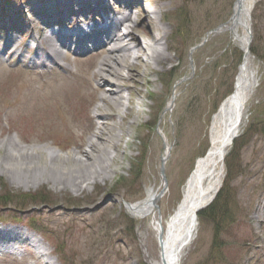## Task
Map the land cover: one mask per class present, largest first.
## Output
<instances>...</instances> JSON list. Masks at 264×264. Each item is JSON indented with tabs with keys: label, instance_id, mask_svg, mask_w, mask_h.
<instances>
[{
	"label": "rangeland",
	"instance_id": "rangeland-1",
	"mask_svg": "<svg viewBox=\"0 0 264 264\" xmlns=\"http://www.w3.org/2000/svg\"><path fill=\"white\" fill-rule=\"evenodd\" d=\"M29 1L0 0V21L18 25V35L24 33L22 13ZM236 2L143 0L147 10H160L159 17L150 15L143 26L148 35L162 37L165 58L158 63L130 60L135 65L131 74L141 76L133 80L128 69L121 70L118 109L109 100L112 87L98 74L109 55L105 49L82 56L65 51L62 67L32 64L35 51H26L24 60L13 57L7 62L0 56V164L6 151L17 146L49 157L72 154L91 165L90 139L108 149L104 141L109 134H122L120 142L113 141L116 148L107 151L117 155L112 167L116 174L85 189L75 175L66 176L69 170L63 172L77 166L69 161L56 171L40 158L35 168L0 174V201L8 203L0 206V222L24 226L49 253L41 256L30 242L20 248L26 250L25 258L0 253V264H157L160 247L154 225L167 220L180 204L187 179L210 149L212 120L233 93L243 62L244 52L232 34H216L232 18ZM251 16L259 85L247 125L224 164L227 221L217 228L200 217V235L183 264H264V0L255 4ZM145 17L139 13V20ZM140 26L134 40L128 39L136 51L142 47ZM1 36L0 48L6 39ZM196 45L201 46L192 52ZM173 96V108L165 113ZM166 140L173 149L165 166L166 195L155 217L134 218L126 204L143 201L148 190L164 186ZM97 150L95 146L90 153ZM78 169L82 175L91 171Z\"/></svg>",
	"mask_w": 264,
	"mask_h": 264
},
{
	"label": "bare ground",
	"instance_id": "bare-ground-1",
	"mask_svg": "<svg viewBox=\"0 0 264 264\" xmlns=\"http://www.w3.org/2000/svg\"><path fill=\"white\" fill-rule=\"evenodd\" d=\"M54 1L31 0L25 4L28 11L22 13L24 16L26 15V26H24L26 30L24 35L37 43V55L39 56L41 53L44 55L43 58L40 59L37 57L32 59L31 62L43 66L47 63L60 64L61 49L58 47L52 48L49 44L56 36L52 34L48 35L49 33L46 31L52 26L55 28L58 26L57 24L62 23L68 26L76 25V29L81 28L83 30L89 21L93 22L95 19L98 20L99 22H96L95 25L98 27L97 38L94 41L91 40L90 42L91 34L89 32L80 34L81 36L65 33L58 35V38L63 40L64 46L62 48H68L71 51L79 50V47L82 45L83 49H91L94 46L107 47L109 55L102 61L98 74L106 84L108 83L112 87L109 100L118 109L121 105L122 98L119 95L121 87L116 81H118L121 70L124 68L128 69L127 76L133 80L135 77L139 78L141 76L137 71H134V75L131 74L135 65L130 60H144L146 62L148 59H156L158 63L160 59L165 58V52L161 50L162 42L160 41L162 37L158 38L153 32H149L148 35V32L145 31L143 26L150 15H154L155 17L159 15V8L151 12V10H147L148 8L146 9L142 5L143 0H60L62 3L60 7L57 5L48 7L49 2ZM258 1L260 0H241L237 2L234 9L236 18L225 26L224 30L232 34L234 43L243 50V62L240 65L239 73L235 80L236 83L233 93L221 103L222 105L212 120V127L209 132L210 149L204 157L198 159L193 169L194 171L187 179V183L182 189L183 197L179 202L180 204L167 220L154 225L153 229L158 246L160 247L157 264H183L186 258L185 255L200 235L201 224H199V212L210 205L223 186L225 181L224 164L226 157L230 149H232L234 141L240 136V133L246 127V123L249 120L248 108L252 104L256 89L259 85V73L254 68L255 59H253L250 48L252 39L249 38L248 29H250V15ZM125 10L128 11L126 14H124ZM142 11L146 17L139 20V13ZM109 20L113 24L107 27L106 24ZM140 24L142 26H140L141 30L139 33L142 36L140 37L139 35L138 39L142 47L141 50L136 51L128 39L134 40L133 37L136 35L137 27ZM33 26L41 27H39V31H36ZM7 29L9 31H15L16 27L12 25L11 28ZM16 40V37H10L8 45L5 48L6 50L3 53L7 54L8 52H12L14 55L20 57V59H23L25 57V48L19 47ZM47 47L49 48L47 49ZM145 49H147V53ZM153 61L156 63L155 60ZM175 98L176 96L172 97L165 113L173 108ZM106 100L108 101V99ZM129 102L131 103V98ZM98 108L99 106H97L96 110ZM114 132L113 130L107 140L104 141V144H109L108 147L110 149L116 148V143L114 144L113 141L120 142L122 138V134L118 135ZM89 142L91 143V150L95 146L96 148L98 147V154L90 153L91 150L87 152L94 165L78 161L79 159L74 158L72 154H56L54 157H49L46 154L44 155V153H29L25 151L28 149L15 146L14 150L12 149L13 151H6L4 154V160L0 164V174L5 172L8 174V172L14 171V169L30 170L32 167L35 168L36 163H38L36 161H39L41 158L42 162L47 163L48 166L52 167V170L56 171L64 167L62 164L67 161L72 164H77L76 167L72 165L71 168L64 169L63 172L69 170L66 176L69 174L75 175L76 181L79 180L77 183H79L80 189L90 187L97 181L109 180L111 176L116 174L112 167L117 155H109L107 151L110 149L96 144L93 137ZM165 150L163 164L169 161L168 159L173 150L169 142L165 143ZM55 162H60V164H57V166ZM95 166L98 168V171H93ZM81 167L91 170L87 174L88 176L86 174V177L84 174L82 175L78 169ZM61 175L64 176L63 173ZM163 187L160 191L148 190L146 193L147 196L143 201L134 203L133 205L130 204L126 207L128 213L134 218L143 220L155 217L156 210L159 206L158 203L166 195L167 188L163 191ZM161 192L165 194L156 203V199L160 197ZM28 242H31L35 249L38 248L41 256H49V253L44 248H40V242L27 236L21 227L8 229L7 227L0 226V252L22 253L26 250L22 251L20 248L25 247Z\"/></svg>",
	"mask_w": 264,
	"mask_h": 264
},
{
	"label": "trees",
	"instance_id": "trees-1",
	"mask_svg": "<svg viewBox=\"0 0 264 264\" xmlns=\"http://www.w3.org/2000/svg\"><path fill=\"white\" fill-rule=\"evenodd\" d=\"M252 52L257 55V51L255 50V48H252ZM253 128H254V126H253ZM231 157H232V159H229L230 162L228 163V166H227V168H229V174H230V172H232V168H231V164L233 163L232 161L236 159L235 154L232 155ZM228 192H229V190H227V187L222 189L219 196L217 197L215 202L210 206V208L201 212V218L215 223L217 228H219V227L222 228V226H224L226 224V221H227L226 214L224 212V210L226 209L227 201L224 200V197L228 198ZM26 198H29V196H27ZM31 204H36V202L29 203V205H31ZM7 205H8V203L6 202V200L0 201V206L2 208L7 207Z\"/></svg>",
	"mask_w": 264,
	"mask_h": 264
},
{
	"label": "water",
	"instance_id": "water-1",
	"mask_svg": "<svg viewBox=\"0 0 264 264\" xmlns=\"http://www.w3.org/2000/svg\"><path fill=\"white\" fill-rule=\"evenodd\" d=\"M239 1H241V0H238V2H239ZM235 16H236V14L234 13L233 16H232V17H233L232 20H233L234 18H236ZM224 28H225V26H224ZM223 30H224V29L222 28V32H223ZM220 31H221V30H220ZM248 35H249V38H251V36H252L251 17H250V29H248ZM251 39H252V38H251ZM162 171H163V173L165 172V171H164V166L162 167Z\"/></svg>",
	"mask_w": 264,
	"mask_h": 264
}]
</instances>
